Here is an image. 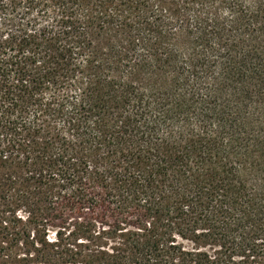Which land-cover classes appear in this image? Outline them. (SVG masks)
I'll return each instance as SVG.
<instances>
[{
    "label": "trees",
    "instance_id": "trees-1",
    "mask_svg": "<svg viewBox=\"0 0 264 264\" xmlns=\"http://www.w3.org/2000/svg\"><path fill=\"white\" fill-rule=\"evenodd\" d=\"M0 242L264 264V0H0Z\"/></svg>",
    "mask_w": 264,
    "mask_h": 264
},
{
    "label": "rangeland",
    "instance_id": "rangeland-1",
    "mask_svg": "<svg viewBox=\"0 0 264 264\" xmlns=\"http://www.w3.org/2000/svg\"><path fill=\"white\" fill-rule=\"evenodd\" d=\"M118 38L117 36L114 37H109V36H103L102 38L98 39L95 44V57L93 59L94 64L97 67L103 68L105 62L107 63L108 66H113L115 63V50L112 48L115 45H117ZM114 50V51H113ZM102 70V69H101ZM96 72L94 74H91L88 71H84V76L85 79L83 81V85H87L88 83H91L94 79ZM49 241H54V237L52 236V233L49 234ZM69 248H72L73 250H78V247H75L74 245H67ZM66 246V247H67ZM20 249H28V247L21 246L19 245ZM15 247L13 246L12 243L8 242H0V251L5 252V251H14ZM30 249V248H29ZM4 250V251H3ZM15 257L12 258V257ZM26 258L25 254H22V252L13 255V254H8V255H1L0 257V264H23L24 262L22 259Z\"/></svg>",
    "mask_w": 264,
    "mask_h": 264
}]
</instances>
